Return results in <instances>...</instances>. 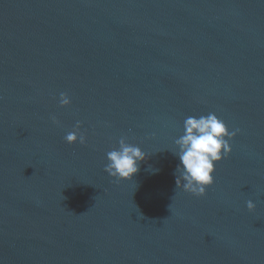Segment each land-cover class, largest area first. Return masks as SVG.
Returning <instances> with one entry per match:
<instances>
[{
  "label": "water",
  "instance_id": "1",
  "mask_svg": "<svg viewBox=\"0 0 264 264\" xmlns=\"http://www.w3.org/2000/svg\"><path fill=\"white\" fill-rule=\"evenodd\" d=\"M208 113L240 131L196 197L174 142ZM0 264H264V0H0Z\"/></svg>",
  "mask_w": 264,
  "mask_h": 264
},
{
  "label": "clouds",
  "instance_id": "2",
  "mask_svg": "<svg viewBox=\"0 0 264 264\" xmlns=\"http://www.w3.org/2000/svg\"><path fill=\"white\" fill-rule=\"evenodd\" d=\"M59 103L63 107L69 105L71 100L66 93H61ZM52 119L58 123L55 117ZM79 129L80 123L77 122L75 129L64 137L65 141L69 144L77 141L86 144V136L79 133ZM183 129V135L174 142L176 151L173 154L179 159L173 173L176 189L203 197L207 188L214 183L215 165L231 154L230 141L240 130L237 128L229 131L225 122L215 113L198 118L189 116L184 120ZM146 155L139 146L129 144L125 137H121L118 147L107 152L104 171L117 180H131ZM246 206L250 212L256 208L252 200H248Z\"/></svg>",
  "mask_w": 264,
  "mask_h": 264
}]
</instances>
